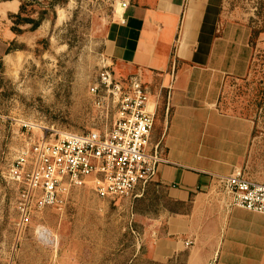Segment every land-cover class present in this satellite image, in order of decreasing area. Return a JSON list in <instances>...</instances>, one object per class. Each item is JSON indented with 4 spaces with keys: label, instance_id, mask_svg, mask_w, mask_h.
<instances>
[{
    "label": "rangeland",
    "instance_id": "rangeland-1",
    "mask_svg": "<svg viewBox=\"0 0 264 264\" xmlns=\"http://www.w3.org/2000/svg\"><path fill=\"white\" fill-rule=\"evenodd\" d=\"M19 1L17 22L24 29L0 60V264H172L147 257L133 200H103L89 181L71 187L60 207L32 208L28 222L19 225L21 186L11 174L18 151L41 131L57 138L104 124L88 89L98 82L103 63L114 73L110 41L123 19L113 11L123 0ZM210 4L202 42L206 50L213 47L211 64L222 71L194 74L190 109L177 113L176 136L182 141L176 142V153L214 176L236 167L264 184V0ZM203 6L204 0L190 3L197 11ZM23 18L38 20L39 26L32 31L20 24ZM148 93L157 142L167 133V96L150 88ZM113 116L110 111L108 127ZM158 205L151 195L143 207L156 215Z\"/></svg>",
    "mask_w": 264,
    "mask_h": 264
},
{
    "label": "crops",
    "instance_id": "crops-1",
    "mask_svg": "<svg viewBox=\"0 0 264 264\" xmlns=\"http://www.w3.org/2000/svg\"><path fill=\"white\" fill-rule=\"evenodd\" d=\"M191 1L123 0L126 9L116 18L123 20L112 31L108 55L115 76H138L146 88L167 96L169 121L160 139L165 162L136 192L132 213L143 224L147 257L156 262L264 264V215L228 207L217 197L214 174L176 153V142L182 141L176 136L177 113L190 109L194 74L222 71L211 64L213 47L206 50L202 42L211 0H204L200 11L190 7ZM20 5L0 0V60L19 43L21 35L11 28ZM151 195L159 203L156 215L143 207Z\"/></svg>",
    "mask_w": 264,
    "mask_h": 264
},
{
    "label": "built area",
    "instance_id": "built-area-1",
    "mask_svg": "<svg viewBox=\"0 0 264 264\" xmlns=\"http://www.w3.org/2000/svg\"><path fill=\"white\" fill-rule=\"evenodd\" d=\"M126 6L121 2L123 12ZM110 67L103 63L98 82L88 89L104 124L57 138L41 131L36 141L18 151L11 174L21 186L19 225L28 222L32 208L60 207L71 187L88 181L103 200H133L165 162L161 140L152 139L156 111L155 106L148 111V89L138 76L117 78ZM110 111L114 116L108 127ZM213 178L228 207L264 215V184L249 180L239 168Z\"/></svg>",
    "mask_w": 264,
    "mask_h": 264
},
{
    "label": "trees",
    "instance_id": "trees-1",
    "mask_svg": "<svg viewBox=\"0 0 264 264\" xmlns=\"http://www.w3.org/2000/svg\"><path fill=\"white\" fill-rule=\"evenodd\" d=\"M22 9H23V6H22V3H21V5H20V14H21ZM20 14L14 17L15 21H12L13 27L11 28V30H12V32H14L16 34L20 33V30L17 28V26L19 25L18 24L19 22H17V21H18V19H20ZM20 24L31 25V30L33 31L39 26V21L38 20L35 21V20L30 19V18H23Z\"/></svg>",
    "mask_w": 264,
    "mask_h": 264
},
{
    "label": "bare ground",
    "instance_id": "bare-ground-1",
    "mask_svg": "<svg viewBox=\"0 0 264 264\" xmlns=\"http://www.w3.org/2000/svg\"><path fill=\"white\" fill-rule=\"evenodd\" d=\"M114 12V16L115 18H120L122 12H123V9L121 7V3L120 2H117L116 5H115V10L113 11ZM63 17L62 15V12L59 11V14H58V21L61 20ZM153 106H154V101L151 99L149 100V103H148V111L149 109H151V111H153ZM44 238V237H43Z\"/></svg>",
    "mask_w": 264,
    "mask_h": 264
}]
</instances>
